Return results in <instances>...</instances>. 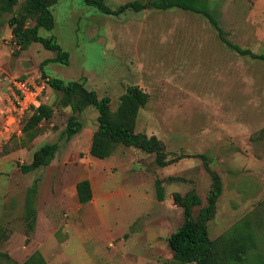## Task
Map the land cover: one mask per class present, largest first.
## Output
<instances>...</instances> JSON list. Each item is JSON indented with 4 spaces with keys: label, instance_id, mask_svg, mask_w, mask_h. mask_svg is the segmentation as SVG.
<instances>
[{
    "label": "rangeland",
    "instance_id": "rangeland-1",
    "mask_svg": "<svg viewBox=\"0 0 264 264\" xmlns=\"http://www.w3.org/2000/svg\"><path fill=\"white\" fill-rule=\"evenodd\" d=\"M24 1L6 18L17 15ZM130 1L135 0H107L112 7ZM208 3L227 39L264 53V0ZM53 12L54 30L42 28L40 35L55 36L70 63H49L47 75L83 82L100 98L109 96L112 111L129 87L139 86L150 100L139 113L136 132L161 140L167 160L183 158L160 166L155 154L124 145L105 160L92 157L98 111L79 114L84 128L67 140L62 133L73 111L64 94L51 87L44 103L53 116L27 134L23 127L31 115L7 131L13 80H45L42 64L57 54L41 43L22 47L6 20L0 25V264H24L33 255L44 257L45 264H171L168 238L184 222L174 195H199L196 218L212 190L199 154L207 156L223 183L208 223L210 238L226 235L251 215L257 243L244 264H264V61L237 53L207 18L179 8L115 16L84 0H59ZM34 25L35 19L27 21V27ZM46 143L59 144L55 159L24 173L22 166ZM86 177L94 198L81 205L74 187ZM157 180L163 182V200L157 197ZM31 189L37 190L39 217L32 231L24 221Z\"/></svg>",
    "mask_w": 264,
    "mask_h": 264
},
{
    "label": "trees",
    "instance_id": "trees-1",
    "mask_svg": "<svg viewBox=\"0 0 264 264\" xmlns=\"http://www.w3.org/2000/svg\"><path fill=\"white\" fill-rule=\"evenodd\" d=\"M20 0H0V25L6 20L12 28L18 44L27 48L32 43H41L45 49L57 54L54 59H48L42 64V77L48 81L50 87L62 92L66 105L70 106L73 114L67 122L66 129L62 135L71 140L84 128V122L80 120L79 114L88 108L98 111V128L94 132L91 142L90 154L99 160L111 157L118 145H124L141 149L147 153L155 154L156 161L160 166H168L177 162L183 156L167 160L165 146L156 136H148L145 133H137L138 116L150 100L148 92L139 86H131L120 99L115 111L111 108L109 96L99 97L96 91L89 90L83 82H66L58 78H51L47 75L44 67L52 62L69 65L70 54L65 51L57 42L55 36L43 37L40 29L53 31L55 28V14L53 8L59 0H25L22 9L17 15L9 19ZM88 6L97 7L100 12L106 15H121L126 11L141 12L147 9L170 10L179 8L201 14L209 20L218 32L219 38L227 46L237 53L250 57L254 60L264 61V53H255L249 48H243L225 36L215 15L209 8L208 0H138L127 2L118 7H112L107 0H84ZM35 19V25L27 27V21ZM53 109L43 104L26 121L23 132L25 134L35 130L43 121L53 116ZM33 138V137H32ZM59 150L58 143H46L37 149L33 160L28 165L22 166L24 173H30L40 167L48 166L56 157ZM204 162L206 170L212 177L213 186L207 197L208 204L201 208L198 216L194 217V208L202 205V199L192 191L185 196L177 193L174 195V202L183 208L184 222L168 238L169 246L173 252L171 264H244L251 250L256 246L257 238L254 228V219L248 215L237 222L224 236L212 240L209 236L208 223L214 218L217 209L218 198L223 192V183L220 175L211 169L208 158L204 154L195 155ZM78 201L81 205L90 203L94 198L93 187L89 179L81 180L76 185ZM157 197L163 200L165 196L163 182L156 181ZM37 190L31 189L28 192L25 203L24 221L32 231L35 229L38 220V212L34 207V198ZM3 254H0L2 257ZM45 264L44 257L37 259L33 255L24 264Z\"/></svg>",
    "mask_w": 264,
    "mask_h": 264
},
{
    "label": "built area",
    "instance_id": "built-area-1",
    "mask_svg": "<svg viewBox=\"0 0 264 264\" xmlns=\"http://www.w3.org/2000/svg\"><path fill=\"white\" fill-rule=\"evenodd\" d=\"M50 87L48 81L35 76L18 77L13 80L10 87L12 108L8 117L9 123L6 130L25 116L32 115L44 103V96ZM9 109V110H10Z\"/></svg>",
    "mask_w": 264,
    "mask_h": 264
},
{
    "label": "crops",
    "instance_id": "crops-1",
    "mask_svg": "<svg viewBox=\"0 0 264 264\" xmlns=\"http://www.w3.org/2000/svg\"><path fill=\"white\" fill-rule=\"evenodd\" d=\"M90 148H91V145H90ZM92 157H93V156H92ZM62 174H63V173H60V174H59V175L61 176L60 179H63V177H64V175H62ZM84 179H89V180L91 181V184H92V187H93V193H94V186H93V182H92L91 178H90V177H86V178H83V179H81V180H84ZM81 180H79V181H81ZM79 181H78V182H79ZM78 182H77V183H78ZM77 183L75 184V187H74V196L78 199V196H77V190H76V185H77ZM57 184H58V186H59V188H60V190H61V189H62V181H61V180L58 181ZM92 201H93V200H92ZM92 201H91V202H92ZM91 202H90V203H91ZM54 203H56V202H54ZM50 204L53 205V206L55 205V204H53V203H50ZM51 205H50V206H51ZM57 205H58V203H56V206H55V207H57ZM55 207H54V208H55ZM38 219H39V217H38ZM37 221H38V220H37Z\"/></svg>",
    "mask_w": 264,
    "mask_h": 264
}]
</instances>
